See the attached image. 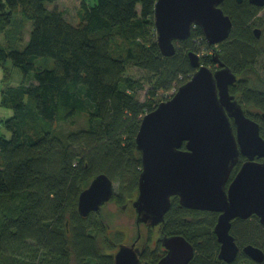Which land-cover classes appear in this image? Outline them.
Masks as SVG:
<instances>
[{"label": "trees", "instance_id": "16d2710c", "mask_svg": "<svg viewBox=\"0 0 264 264\" xmlns=\"http://www.w3.org/2000/svg\"><path fill=\"white\" fill-rule=\"evenodd\" d=\"M59 1L0 0V65L11 61L23 74L22 83L9 86L1 98L12 115L0 134V264H115L114 253L128 243L130 231L113 230L101 211L81 216L80 194L104 173L119 184L110 202L134 210L142 170L136 136L145 114L195 73L190 51L212 49L232 69L238 81L231 93L260 124L264 137V79L247 75L264 56L262 37L255 34L263 8L248 0H225L222 8L233 22L225 42L210 46L195 27L188 39L176 43V53L166 57L157 43L158 0H97L95 5L82 0L77 24L55 5ZM27 24L30 38L21 49ZM117 40L124 44L121 55L112 51ZM212 55L201 59L215 70ZM128 65L150 75L146 81L134 79L126 75ZM145 83L149 88L142 101L138 93ZM251 107L259 112H250ZM81 113L87 114V128L64 137L55 133L57 123ZM244 161L241 156L231 180ZM218 217L188 209L173 197L164 231L191 242L195 256L189 264H264L243 253L247 245L264 251V226L256 215L232 222L240 252L232 263L219 260ZM151 234L144 241L143 264H158L165 255L160 242L149 247Z\"/></svg>", "mask_w": 264, "mask_h": 264}, {"label": "water", "instance_id": "95a60500", "mask_svg": "<svg viewBox=\"0 0 264 264\" xmlns=\"http://www.w3.org/2000/svg\"><path fill=\"white\" fill-rule=\"evenodd\" d=\"M225 0H158L155 7L157 43L166 57L176 53V43L188 39L199 27L210 46L225 42L233 22L225 13ZM243 0H238L242 2ZM264 8V0H248ZM259 38L261 30L255 29ZM193 76L169 99L145 114L135 139L142 158L138 196L132 201L135 224L159 227L166 253L158 264H189L195 248L183 235L165 234V217L178 197L182 206L219 213L214 232L220 243L219 260L232 263L240 247L231 233L235 219L256 215L264 226V137L260 124L247 115L231 93L238 76L218 53L213 70L202 64L195 51L188 53ZM264 120V112L261 114ZM185 144V148L184 147ZM246 160L231 180L240 157ZM115 195V182L102 173L81 192L78 212L87 217L99 212ZM141 249L123 243L114 253L115 264H143ZM243 253L256 263L264 251L247 245Z\"/></svg>", "mask_w": 264, "mask_h": 264}, {"label": "rangeland", "instance_id": "374dc122", "mask_svg": "<svg viewBox=\"0 0 264 264\" xmlns=\"http://www.w3.org/2000/svg\"><path fill=\"white\" fill-rule=\"evenodd\" d=\"M81 1L82 0H61L55 5H57V7L63 9L66 12V16L70 22H72L73 24H77L78 23L77 9L79 8ZM86 1L92 5H95L97 3V0H86ZM16 17H17L18 22H20L21 15L18 14V16ZM257 23H258L257 28L261 30V37H262L263 45H264V8L261 10V12L258 15ZM30 29H31V25L29 26L27 24L25 28V38L27 36V40L25 41V43L19 45V48L23 49L26 46L30 38V35H29ZM123 48H124L123 42L121 40H117L112 46V51L116 55H121L124 53ZM216 48L218 49V47ZM197 53L200 56H203L205 54L212 55L213 50L212 49L211 50H201L199 52L197 51ZM48 60L51 61V63H54L53 60H50V59ZM39 61H42V59H40ZM5 68H7L10 72L9 79L6 78ZM126 75L131 76L134 79H141V80L146 81V79L148 78L150 74L144 70L128 65L127 70H126ZM247 75L252 79L257 78V77H261L264 79V56L260 57L255 70L249 72ZM22 81H23L22 72L20 71V69L13 67V65L11 64V61H7L5 64V67L0 65V127H3V129L0 130V134H4L5 132V128L3 125L4 121L12 115V111L10 109H7L1 105L2 92L5 91L9 86L15 87V86L20 85ZM179 87H176V89L173 88L171 91H169L167 96L172 97L177 92ZM148 88H149V85L145 83V90L140 91L138 93V97L140 98V100L142 101L145 100L146 92ZM249 110L252 113L259 112V110L255 107H251L249 108ZM87 119H88L87 114L81 113L69 121L59 122L55 125V133L64 137L66 134L72 131H77L80 129L87 128L88 127ZM118 189H119V184L115 182V192H117ZM132 214H133V217H132ZM101 215H102V218L105 220V222H107L110 225V227L113 228V230L117 231L119 229H129L130 232H129L128 243L130 244H132L134 241L135 242L138 241L139 245H141L148 238L149 234L152 232L151 234L152 239L150 241L149 247L151 249H154L156 247V239L159 236H161L160 231L157 229L150 230L146 227H141L140 237H139V232L136 229V224L134 221L135 219L134 213L131 207L124 208L122 206H118L114 204V202H110L102 208Z\"/></svg>", "mask_w": 264, "mask_h": 264}, {"label": "flooded vegetation", "instance_id": "af4514ba", "mask_svg": "<svg viewBox=\"0 0 264 264\" xmlns=\"http://www.w3.org/2000/svg\"><path fill=\"white\" fill-rule=\"evenodd\" d=\"M246 160V159H245ZM133 213L135 214V211L133 210ZM152 229V228H151ZM154 229H157V230H159L160 231V235H161V230H160V228L159 227H156V228H154ZM154 229H152V230H154ZM140 237V236H139ZM160 237V236H159ZM159 237L156 239V242L158 241V239H159ZM139 239V238H138ZM133 243H135L136 244V248H139V249H141V247H142V245L144 244V242L141 244V245H139V243H138V241L137 242H133ZM164 248V247H163ZM165 249V248H164ZM165 253H166V250H165Z\"/></svg>", "mask_w": 264, "mask_h": 264}, {"label": "crops", "instance_id": "0c3cea01", "mask_svg": "<svg viewBox=\"0 0 264 264\" xmlns=\"http://www.w3.org/2000/svg\"><path fill=\"white\" fill-rule=\"evenodd\" d=\"M3 129V127H0V130H2Z\"/></svg>", "mask_w": 264, "mask_h": 264}]
</instances>
